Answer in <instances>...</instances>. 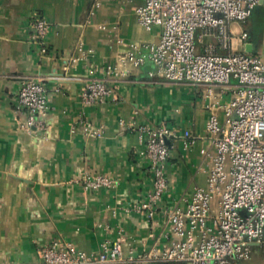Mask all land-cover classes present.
<instances>
[{
    "label": "crops",
    "instance_id": "0c3cea01",
    "mask_svg": "<svg viewBox=\"0 0 264 264\" xmlns=\"http://www.w3.org/2000/svg\"><path fill=\"white\" fill-rule=\"evenodd\" d=\"M143 3L0 0V264H42L39 251L53 241L72 242L88 254L120 242L125 259L167 245L165 215L150 220L135 209L153 189L141 128L178 133L168 139L167 205L184 206L196 187L206 186L212 163L208 107L225 105L232 95L216 87L211 96L207 87L154 75L148 59L139 67L120 61L130 44L159 40V28L146 31L136 20ZM37 17L52 26L46 55L30 38L29 24ZM247 24L235 27L249 31ZM79 38L83 52L77 51ZM24 78L42 80L51 100L44 131L33 134L21 130L16 109ZM91 80H105L115 99L84 107L81 96ZM88 125L102 136H89ZM187 130L194 137L190 147ZM85 175H107L118 185L86 190L77 182ZM260 258L262 253L251 264H264Z\"/></svg>",
    "mask_w": 264,
    "mask_h": 264
},
{
    "label": "built area",
    "instance_id": "2783aa9c",
    "mask_svg": "<svg viewBox=\"0 0 264 264\" xmlns=\"http://www.w3.org/2000/svg\"><path fill=\"white\" fill-rule=\"evenodd\" d=\"M94 2L97 7L101 4ZM260 4L261 0H144L135 9L136 20L146 31L160 29L159 40L130 44L121 62L139 67L148 59L156 68L154 75L207 87L211 96L216 87L232 95L225 105L208 107L206 131L212 153L207 155L212 163L207 184L196 187L184 206L167 205V140L178 133L165 126L141 128L153 189L135 209L150 220L163 213L170 242L125 259L120 242H106L99 253L88 254L72 242L53 241L39 251L42 264H251L253 247L264 245V57L245 51L250 34L235 25L245 24ZM51 28L44 17L29 24L30 38L44 55ZM237 44L243 51L235 49ZM83 47L79 38L77 51L83 52ZM115 97L105 80H91L81 99L84 107H91ZM16 109L23 116V132L44 131L52 111L47 85L24 78ZM86 130L91 137L103 134L90 125ZM183 137L190 147L192 133L187 130ZM77 182L91 191L118 185L107 175H85Z\"/></svg>",
    "mask_w": 264,
    "mask_h": 264
},
{
    "label": "rangeland",
    "instance_id": "374dc122",
    "mask_svg": "<svg viewBox=\"0 0 264 264\" xmlns=\"http://www.w3.org/2000/svg\"><path fill=\"white\" fill-rule=\"evenodd\" d=\"M258 14L259 12L257 11L254 12L251 18L247 21L248 24L247 26H245V28L251 31L253 35L255 50L260 52L262 51L264 53V19H261V17ZM260 253H262V256H264V245L254 246L252 253L253 259L256 257V255ZM260 260H262V258H260ZM260 262H263V260Z\"/></svg>",
    "mask_w": 264,
    "mask_h": 264
},
{
    "label": "water",
    "instance_id": "95a60500",
    "mask_svg": "<svg viewBox=\"0 0 264 264\" xmlns=\"http://www.w3.org/2000/svg\"><path fill=\"white\" fill-rule=\"evenodd\" d=\"M255 11H257V12L264 11V0H261L260 7L257 8ZM245 51L247 53H255V45H254L253 39L251 37H250V43L247 44V46L245 47ZM167 143L169 144L168 140H167Z\"/></svg>",
    "mask_w": 264,
    "mask_h": 264
},
{
    "label": "trees",
    "instance_id": "16d2710c",
    "mask_svg": "<svg viewBox=\"0 0 264 264\" xmlns=\"http://www.w3.org/2000/svg\"><path fill=\"white\" fill-rule=\"evenodd\" d=\"M254 14V13H253ZM260 17H261V19H264V11H262V12H259V14H258ZM248 22H246L245 24H247ZM249 32V31H248ZM249 34H250V37L253 39V35H252V33H251V31L249 32Z\"/></svg>",
    "mask_w": 264,
    "mask_h": 264
},
{
    "label": "flooded vegetation",
    "instance_id": "af4514ba",
    "mask_svg": "<svg viewBox=\"0 0 264 264\" xmlns=\"http://www.w3.org/2000/svg\"><path fill=\"white\" fill-rule=\"evenodd\" d=\"M262 258L264 259V256H262Z\"/></svg>",
    "mask_w": 264,
    "mask_h": 264
}]
</instances>
